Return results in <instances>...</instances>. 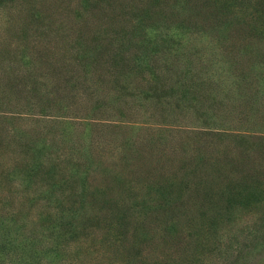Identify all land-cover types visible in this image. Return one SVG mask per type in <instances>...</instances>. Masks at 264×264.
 I'll return each instance as SVG.
<instances>
[{
    "label": "trees",
    "instance_id": "16d2710c",
    "mask_svg": "<svg viewBox=\"0 0 264 264\" xmlns=\"http://www.w3.org/2000/svg\"><path fill=\"white\" fill-rule=\"evenodd\" d=\"M233 229L264 251V0H0V264H205Z\"/></svg>",
    "mask_w": 264,
    "mask_h": 264
},
{
    "label": "rangeland",
    "instance_id": "374dc122",
    "mask_svg": "<svg viewBox=\"0 0 264 264\" xmlns=\"http://www.w3.org/2000/svg\"><path fill=\"white\" fill-rule=\"evenodd\" d=\"M248 221L244 220L245 223H247L248 225L252 223V219H247ZM240 232H236L235 229H233L232 233H230L231 235L229 236V240L225 243L224 245V249L219 248L218 250H216L214 252V256L212 257V259L208 262H206L205 264H234L235 260V256H232L230 253L233 251H237L240 249V241L242 240L241 236L238 237ZM234 235L237 236V240L235 241L234 239ZM262 243L259 240L260 244ZM257 245V244H254ZM244 253H247L244 251ZM250 259L248 262H246V264H264V251L261 252H255L250 254Z\"/></svg>",
    "mask_w": 264,
    "mask_h": 264
}]
</instances>
